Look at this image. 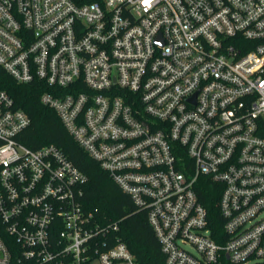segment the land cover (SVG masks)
<instances>
[{
  "label": "built area",
  "instance_id": "1",
  "mask_svg": "<svg viewBox=\"0 0 264 264\" xmlns=\"http://www.w3.org/2000/svg\"><path fill=\"white\" fill-rule=\"evenodd\" d=\"M0 67L53 89L41 102L147 211L165 264H264V0H0ZM30 123L0 91V264H136L84 209L87 177L20 143Z\"/></svg>",
  "mask_w": 264,
  "mask_h": 264
},
{
  "label": "trees",
  "instance_id": "2",
  "mask_svg": "<svg viewBox=\"0 0 264 264\" xmlns=\"http://www.w3.org/2000/svg\"><path fill=\"white\" fill-rule=\"evenodd\" d=\"M73 1L83 5L92 0ZM0 91L7 92L15 106L30 118V126L19 136L20 143L32 150L55 145L87 177L83 207L100 226L117 224L118 230L112 232L113 243L121 241L126 244L136 264H165L161 244L148 221L147 211L135 205L132 198L69 135L56 112L41 102L42 95L53 92V89L41 81L20 84L0 67ZM197 190L209 213L213 237L219 242V236H224V221L218 207L220 187L202 178Z\"/></svg>",
  "mask_w": 264,
  "mask_h": 264
},
{
  "label": "rangeland",
  "instance_id": "3",
  "mask_svg": "<svg viewBox=\"0 0 264 264\" xmlns=\"http://www.w3.org/2000/svg\"><path fill=\"white\" fill-rule=\"evenodd\" d=\"M186 249H188V250H191V248H190V247H188V246H186Z\"/></svg>",
  "mask_w": 264,
  "mask_h": 264
}]
</instances>
